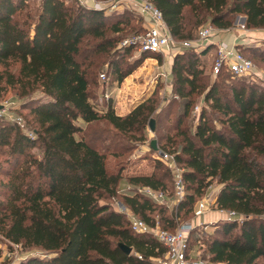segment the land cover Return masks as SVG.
Wrapping results in <instances>:
<instances>
[{"label":"trees","instance_id":"16d2710c","mask_svg":"<svg viewBox=\"0 0 264 264\" xmlns=\"http://www.w3.org/2000/svg\"><path fill=\"white\" fill-rule=\"evenodd\" d=\"M148 1L160 10L176 41L195 40L206 22L232 29L236 16L245 18L246 30H264V0ZM142 23L130 11H93L78 0H40L33 9L28 0H0V94L14 91L20 99L16 113L26 112L25 129L0 119V238L45 256L19 264H158L165 256L151 235L132 233L123 214L100 204L116 197L122 176L107 170L105 155L93 145L107 138L86 131L104 123L123 136L153 121L154 97L124 117L115 114L109 101L101 109L92 103L104 65L114 85L154 58L148 55L158 56L141 53L140 60L121 69L135 48H119L120 43L126 34H143ZM206 52L182 51L173 57L170 71L178 116L168 142L176 146L171 154L184 170L185 199L170 212L134 191L123 195V206L149 226L158 223L173 233L180 215L191 214L216 184L214 209L233 211L243 220L219 221L211 234L200 232L208 236L203 239L208 261L191 255L192 229L189 257L210 264H257L264 260V89L246 84L225 88L218 81L225 70L207 83L201 61ZM12 63L18 65L16 73L9 71ZM202 96L197 122L189 125ZM156 167L163 168L160 160ZM127 180L135 189L173 195L167 167ZM120 244L131 254L122 252Z\"/></svg>","mask_w":264,"mask_h":264},{"label":"rangeland","instance_id":"374dc122","mask_svg":"<svg viewBox=\"0 0 264 264\" xmlns=\"http://www.w3.org/2000/svg\"><path fill=\"white\" fill-rule=\"evenodd\" d=\"M40 3V0H28V5L30 8H36ZM124 10H127L124 6L120 7L116 12L120 13ZM128 11V10H127ZM132 13V12H131ZM135 15L134 13H132ZM137 16V15H135ZM242 16L233 17L234 28L237 29L238 23L240 22ZM136 24L135 22H133ZM209 22L204 23L207 25ZM139 29V24H136ZM246 30V29H245ZM256 31V30H252ZM255 36L251 38V44L249 46H241L238 50L249 59L260 78H238L229 73L224 72L222 76L218 78V81L221 82L225 88H228L229 85H254L260 89H264V30H257ZM140 35V34H137ZM124 39H133L132 33L126 34ZM196 36V32H195ZM125 37V36H123ZM135 37V36H134ZM255 52H251V50ZM213 50V49H212ZM210 53H206L201 59L202 65L205 70V75L207 76V83H213L216 79L212 77V65L214 58V50ZM142 54L138 51L136 47L134 51L130 52L123 59L121 69L124 70L126 64L134 63L137 60H140ZM154 58H147L141 62L140 66L137 67L131 76L123 80V84L126 92V101L129 103L131 112L137 105L141 104L145 99L154 97L157 99V109L152 120L156 131L151 132L149 129V123H147L143 131H136L133 133L125 134L123 136H117L115 132L104 123L95 124L94 126L88 127L86 131H92L97 133L101 138H107V140H101L93 143V145L98 148L106 158V167L110 173L121 174L122 179L117 188V195L112 199H102L100 204H109L114 210H117L118 205H123V195L131 194L136 189L128 182L127 178L135 175H149L151 173H157L166 169V164L161 161L163 168L158 169L156 167V162H158L156 154L157 152H164L169 155H172L171 152L173 149H176V146H171L169 139L174 135V125L176 123V118L178 116L177 105L172 104L178 102V98L174 96L171 92L170 80L171 78L164 80L162 75L167 74V64L169 58L163 55L150 56ZM18 68L17 64L12 63L9 71L11 73H16ZM0 72H4V67L0 66ZM104 73L109 81L106 82L104 90L107 94L111 96V93L116 91L115 85L112 84L111 77L108 71V66L104 65L102 71L97 77L98 88L94 90L92 96V103L96 108L101 109L104 107L105 99L100 98L102 95L101 85H103L100 75ZM111 90H113L111 92ZM202 97L196 99V103L190 112V117L187 123L194 124L197 122V118L203 106ZM113 102V100L111 99ZM20 103V99L16 96V93L12 90L7 92H2L0 94V106L2 110L0 111V119H5L11 123L19 121L22 125L20 128L25 129V123L22 119L23 115H26L25 111L16 113V108ZM194 125H192L194 127ZM113 132V133H111ZM78 137V136H77ZM152 141H155L156 147L158 148L157 152H154L150 148ZM162 145H166L168 149H162ZM33 153L36 156H40L38 150H34ZM1 161V160H0ZM157 169V170H156ZM0 180L2 178L0 177ZM218 191V185L213 184L208 190L204 197L208 198L209 201L213 200ZM137 192V191H136ZM175 206L168 207V211L174 210ZM215 210V209H214ZM215 212V211H213ZM206 215V214H205ZM205 215L200 217L199 225L195 226L193 235L190 239V249L191 255L194 257H200L203 260L208 261L209 257L204 254L205 247L203 246V239L207 238V235H203L200 232L212 233L211 224H203ZM157 220L158 218L155 217ZM197 218L194 217L193 212L184 216L180 215V221L178 223H186L195 225ZM222 221V220H221ZM158 224V223H157ZM159 225V224H158ZM160 226V225H159ZM161 228V227H160ZM214 237V236H213ZM40 256L44 258L45 256L40 253L38 249L25 248L21 245H13L8 243L6 240L0 238V264H19L21 261L30 258ZM257 264H264V260H258Z\"/></svg>","mask_w":264,"mask_h":264},{"label":"built area","instance_id":"2783aa9c","mask_svg":"<svg viewBox=\"0 0 264 264\" xmlns=\"http://www.w3.org/2000/svg\"><path fill=\"white\" fill-rule=\"evenodd\" d=\"M82 5L93 11H104L111 13L124 6L128 11L134 13L142 19L144 33L133 36V39H124L119 48L134 47L140 53L153 55H163L174 57L185 50H193L197 53L204 51L207 47H215V58L212 65V77L216 78L222 70L238 78H260L253 63L244 57L238 50V46H229L219 41L214 42V36L218 32H228L234 34L232 29L219 30L210 24L201 27L197 32V37L193 41H176L172 38L170 31L163 19L160 10L148 0H78ZM238 30L245 31L244 24L240 22ZM240 36L235 37L237 39ZM164 80L171 78V75H162ZM103 83L106 82V75H100ZM102 98L106 101L110 99L109 94L103 93ZM20 127L19 121L16 122ZM157 159L164 162L170 170L173 182V195L168 197L164 192L150 188L140 187L136 193L140 194L154 203L167 207L176 206L185 199V183L183 179L184 170L179 167L172 155L164 152H157ZM214 210L212 201L208 198L200 200L194 210L195 218H200L206 212ZM217 210V209H215ZM116 212L123 214L129 223V228L136 235H151L166 251L163 258L157 261L158 264H210L200 259H194L188 255V235L195 228L193 224L181 223L175 232L162 230L158 224L149 226L143 220L134 216L129 209L123 205H118ZM222 216V221L232 222L243 220V216L233 212L217 210Z\"/></svg>","mask_w":264,"mask_h":264},{"label":"crops","instance_id":"0c3cea01","mask_svg":"<svg viewBox=\"0 0 264 264\" xmlns=\"http://www.w3.org/2000/svg\"><path fill=\"white\" fill-rule=\"evenodd\" d=\"M86 1L90 2V0H86ZM256 31H252V30L242 31V30L234 29L233 30L234 34H231V33H228V32H218L214 36V42L222 41V42L226 43L229 46H238L239 48L241 46H249L251 44V39H252L251 37L256 35V33H255ZM237 36H240V37L235 39V37H237ZM212 49L214 50L215 47L214 46L207 47L205 49V50H207L206 53H210ZM166 57H168V56H166ZM168 58H169V62L167 64V74L171 75L170 71H171V65H172V62H173V57H168ZM212 58H215V50H214V54L212 55ZM114 85L116 87L115 88L116 91L111 93L110 99L105 101V103H108V101H109L111 103V106H112L115 114L117 116L124 117V116H126V115H128L130 113V111H129L130 105L126 101V92L124 90L125 87H124L123 82L120 83V84H114ZM101 91H102V95H103V93L107 92L106 90H104V91L101 90ZM112 91L113 90H111V92ZM102 95L100 96V98H102ZM111 99L113 100V102L111 101ZM202 102H203V100H202ZM219 189H220V187L218 186L217 193L219 192ZM210 201H213V200H210ZM213 211H215V212H213ZM205 214L204 215H205V219L206 220H204L203 224L217 223V222L223 220V216L217 210H212L210 212H206ZM199 219L200 218L196 219L197 223L194 226H197L200 223H202V222H200Z\"/></svg>","mask_w":264,"mask_h":264},{"label":"water","instance_id":"95a60500","mask_svg":"<svg viewBox=\"0 0 264 264\" xmlns=\"http://www.w3.org/2000/svg\"><path fill=\"white\" fill-rule=\"evenodd\" d=\"M241 23L244 24L245 23V18H241ZM2 110V107L0 106V111ZM149 129L151 132L154 131V122L151 121L150 124H149ZM150 148L152 151H158V148L156 147V143L155 141H152L151 144H150ZM119 248L121 249L122 252H124L125 254L129 255L131 254L132 252V249L120 244L119 245Z\"/></svg>","mask_w":264,"mask_h":264}]
</instances>
